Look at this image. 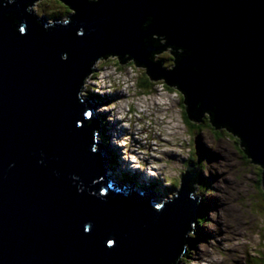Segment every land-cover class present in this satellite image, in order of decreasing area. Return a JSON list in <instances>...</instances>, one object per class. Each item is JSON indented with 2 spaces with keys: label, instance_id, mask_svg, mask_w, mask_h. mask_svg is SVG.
<instances>
[{
  "label": "water",
  "instance_id": "95a60500",
  "mask_svg": "<svg viewBox=\"0 0 264 264\" xmlns=\"http://www.w3.org/2000/svg\"><path fill=\"white\" fill-rule=\"evenodd\" d=\"M36 1L0 0V264H172L200 211L195 165L161 204L144 185L116 189L81 88L97 60H132L264 170V0H62V21ZM154 35L181 48L172 68Z\"/></svg>",
  "mask_w": 264,
  "mask_h": 264
},
{
  "label": "rangeland",
  "instance_id": "374dc122",
  "mask_svg": "<svg viewBox=\"0 0 264 264\" xmlns=\"http://www.w3.org/2000/svg\"><path fill=\"white\" fill-rule=\"evenodd\" d=\"M60 3L37 0L33 10L48 20L62 21L72 9L68 4ZM67 11L70 12L65 14ZM52 13L57 16H48ZM166 53V50L154 53L157 55L154 59H162L165 67H172L170 64L174 61L168 60ZM118 61L116 56H110L95 62V71L87 77L80 91L84 99L86 95L90 98V93L99 95L92 100L97 103L94 110L100 117L101 112L104 113L101 119V123H105L104 132L108 133L107 127L112 131L113 127L119 128L118 138L108 137L112 145L107 146L116 155L114 158L107 154L108 160L118 163L108 168L115 188L124 186L125 182L126 186L133 187L153 183L155 188L163 189V193L158 192L161 196H156L157 200L173 199L182 174L193 163L200 167L202 175L194 184L196 195H193H199L200 204H203L196 219L206 214L207 220L199 225L195 219L193 229L187 234L189 240L184 255L188 256V261L182 259L177 264H264V190L259 181V165L247 160L239 147V138L226 129L222 130L224 134L209 128L198 131V135L192 133L182 119L179 91L167 87L165 91L160 83H156L160 87H153L155 90L143 95L138 87L142 67L134 62L120 64ZM137 68L140 69L137 71ZM158 80L161 79L155 81ZM104 84L109 86L107 91ZM101 131L102 127H99L98 138H101ZM196 136L198 149L194 144ZM118 145H122L121 150ZM119 152L129 162L123 163ZM132 158H135L133 162ZM130 162L135 166L141 164L136 168L142 170L151 165L156 177L145 181L142 173L137 172L135 176L133 170L127 169ZM163 177L172 180L173 184L163 181ZM135 178L138 181L135 182ZM205 206L208 209H204Z\"/></svg>",
  "mask_w": 264,
  "mask_h": 264
},
{
  "label": "trees",
  "instance_id": "16d2710c",
  "mask_svg": "<svg viewBox=\"0 0 264 264\" xmlns=\"http://www.w3.org/2000/svg\"><path fill=\"white\" fill-rule=\"evenodd\" d=\"M60 1H62V0H57V2L59 3V4H62V3H60ZM63 2V1H62ZM64 3V2H63ZM65 4V3H64ZM67 4V3H66ZM67 6V5H66ZM69 7V6H68ZM70 8V7H69ZM70 11H67L65 14H68ZM71 14H72V12H71ZM63 15V14H62ZM48 16H53L52 18H54L55 16H57L56 15V13H52V14H48ZM68 16H69V14L67 15V17L66 18H68ZM59 17V16H58ZM65 17V16H64ZM51 21V20H50ZM154 39L157 41V43H158V46L160 47L159 48V50H157V52H156V54L157 53H160V52H162L163 50H166L167 51V53H166V55H167V57H168V60H170V61H174V58H176V55L180 52L179 51V49H178V47L176 48V46H172V45H169V43H168V40H167V38L165 37V36H162V35H154ZM156 54H154L153 55V57L154 58H156L157 57V55ZM169 56H172L171 58L169 57ZM118 59V58H117ZM164 59V58H163ZM119 60V59H118ZM158 60H161L162 61V59H158ZM127 61H129V60H127ZM131 63H133L134 61H130ZM118 63H120L121 64V62H120V60L118 61ZM135 63V62H134ZM174 62H172L170 65L173 67V64ZM164 67H165V65H163ZM142 67V66H141ZM167 67H169V68H172V67H170L169 65L167 66ZM167 67H165V68H167ZM138 69H140V68H137V71H138ZM142 75L140 76V78H139V82H138V87H140L141 89H142V94H143V92H145V93H147V94H150L153 90H155V89H153V87H157V85H156V83H160L164 88L165 87H167L169 90H171V91H179V94H180V97L182 96V98H180L179 99V102H180V104H179V106H180V108H181V111H182V119H183V121H184V123L188 126V130H191V132L193 133V132H195L196 134H197V132L198 131H203L204 129H207V128H209L210 130H213V131H216L218 134H224L223 132H222V130L223 129H226L228 132H230V133H232L230 130H228L226 127H220V128H217L213 123H212V121H211V118H210V116H208V114H206L204 117H203V119L201 120V122H197V121H193V120H190V118L187 116V114H186V106H185V104H184V96H183V94H182V92L180 91V90H178V88L175 86V85H170V84H168L164 79H162V80H158V81H155V79H153L147 72H146V68L145 67H142ZM150 93H149V92ZM181 100V101H180ZM132 111V110H131ZM105 124V123H104ZM104 124L102 125V127L104 126ZM105 128H103V130H104ZM101 131V137H102V140L103 141H109L108 139V136H106L105 135V132L104 131ZM99 134V133H98ZM97 134V135H98ZM239 141H240V144H239V147H240V149L244 152V149H245V147L243 146V144L241 143V140L239 139ZM158 143V142H157ZM244 155L247 157V160H249L250 159V161H251V158L247 155V154H245V152H244ZM112 166H113V164H111ZM259 169H260V178H259V181H260V183L262 184V182H263V178H262V173H263V167H261L260 165H259ZM121 174H123V176H124V173H121ZM137 174L135 173V176H136ZM123 176H121V179L123 180ZM133 176V175H132ZM135 176H133V177H135ZM124 179H125V177H124ZM163 180H165V181H168V183H170V184H173V181L172 180H167V178L166 177H163ZM199 180V179H198ZM125 181V180H124ZM156 182V181H155ZM153 184V183H152ZM263 185V184H262ZM144 187H147L148 188V190H154L155 192H162L163 193V189H158V188H155L153 185H149L148 184V186H145L144 185ZM170 188L172 189V186L170 185ZM170 188H168V190H171ZM194 195H196V194H194ZM164 201L163 200H159V204H161V203H163ZM203 205V204H202ZM204 209H208L206 206L204 207ZM198 220V224L199 225H201L202 223H204L206 220H207V215L206 214H203V215H201V216H199V218L197 219ZM186 251H183L182 253H180L179 254V258L177 259V261H175V262H173L172 264H177V262L179 261V260H184V261H188V256L187 255H184V253H185Z\"/></svg>",
  "mask_w": 264,
  "mask_h": 264
},
{
  "label": "bare ground",
  "instance_id": "6f19581e",
  "mask_svg": "<svg viewBox=\"0 0 264 264\" xmlns=\"http://www.w3.org/2000/svg\"><path fill=\"white\" fill-rule=\"evenodd\" d=\"M67 19H68V18H67ZM162 36H163V35H162ZM137 66H138V65H137ZM81 90H83V88H81ZM95 112H97L96 114L100 117L99 112H98V111H95ZM107 122H108V121H107ZM121 123H122V122H121ZM112 132H113V131H112ZM114 135H115V134H114ZM114 135H112V136H114ZM116 136L118 137V133H116ZM96 138L99 139L98 136H96ZM116 143H117V142H116ZM118 147H119L120 150L122 149V145H118ZM113 157H114V156H113ZM133 160H135V158H132L131 161L133 162ZM134 162H135V161H134ZM109 163H110V165L113 164V163H111L110 161H109ZM123 163H125V161H123ZM117 164H118V163L116 162L115 164H113V166H116ZM140 165H141V164H140ZM140 165L137 163L136 166H135V165H134V166H135V168H136V167H140ZM111 166H112V165H111ZM134 166L132 165V167H130V168H134ZM135 170L137 171L138 168H136ZM146 172H147L148 174H150L151 176H154L153 170H150V169L148 168V169L146 170ZM150 175H149V176H150ZM140 178H141V177H140ZM115 179H116V178H115ZM142 179H143V177H142ZM116 180H117V179H116ZM148 180H151V178H147V179H146V181H148ZM134 181L136 182V181H138V180L135 179ZM151 184H152V183H150L149 185H151ZM193 194H194V193H193ZM165 201H167V200H165Z\"/></svg>",
  "mask_w": 264,
  "mask_h": 264
},
{
  "label": "clouds",
  "instance_id": "9594fccd",
  "mask_svg": "<svg viewBox=\"0 0 264 264\" xmlns=\"http://www.w3.org/2000/svg\"><path fill=\"white\" fill-rule=\"evenodd\" d=\"M110 57V56H109ZM106 59V58H105ZM162 80V79H161ZM158 87V86H157ZM165 89V88H164ZM165 91H166V89H165ZM109 140V142L107 141V142H105L106 143V146H108L109 144L110 145H112V143L110 142V139H108ZM115 158V157H114ZM180 188V187H179ZM177 190H178V188H177ZM177 192V191H176ZM177 194V193H176Z\"/></svg>",
  "mask_w": 264,
  "mask_h": 264
},
{
  "label": "snow or ice",
  "instance_id": "6c2138e0",
  "mask_svg": "<svg viewBox=\"0 0 264 264\" xmlns=\"http://www.w3.org/2000/svg\"><path fill=\"white\" fill-rule=\"evenodd\" d=\"M109 243L111 244V241H109Z\"/></svg>",
  "mask_w": 264,
  "mask_h": 264
},
{
  "label": "flooded vegetation",
  "instance_id": "af4514ba",
  "mask_svg": "<svg viewBox=\"0 0 264 264\" xmlns=\"http://www.w3.org/2000/svg\"><path fill=\"white\" fill-rule=\"evenodd\" d=\"M181 98H182V96H181ZM181 101V100H180Z\"/></svg>",
  "mask_w": 264,
  "mask_h": 264
}]
</instances>
